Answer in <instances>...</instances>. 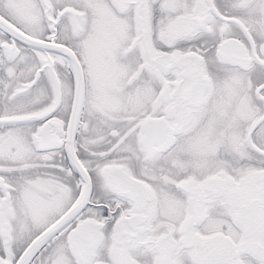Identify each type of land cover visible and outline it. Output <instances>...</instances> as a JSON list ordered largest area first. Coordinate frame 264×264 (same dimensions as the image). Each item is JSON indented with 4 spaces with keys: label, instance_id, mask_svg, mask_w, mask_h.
Wrapping results in <instances>:
<instances>
[{
    "label": "snow or ice",
    "instance_id": "6c2138e0",
    "mask_svg": "<svg viewBox=\"0 0 264 264\" xmlns=\"http://www.w3.org/2000/svg\"><path fill=\"white\" fill-rule=\"evenodd\" d=\"M0 264H264V0H0Z\"/></svg>",
    "mask_w": 264,
    "mask_h": 264
}]
</instances>
